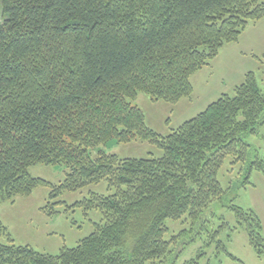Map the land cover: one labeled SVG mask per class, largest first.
<instances>
[{"label":"trees","instance_id":"16d2710c","mask_svg":"<svg viewBox=\"0 0 264 264\" xmlns=\"http://www.w3.org/2000/svg\"><path fill=\"white\" fill-rule=\"evenodd\" d=\"M262 20L264 0H0V209L49 187L42 210L55 217L67 206L65 193L102 182L112 192L74 205L102 220L56 256L15 245L0 223V239L9 241L0 242V264H175L190 232L206 233L217 256L243 264L222 240L239 230L263 258L262 221L253 209L230 207L237 227L208 226L226 194L224 163L246 161L245 137L264 125L256 74L168 136L153 131L134 105L140 93L170 104L190 97L191 78ZM111 142H149L163 155L94 156ZM38 165L64 166L65 180L32 177ZM254 171L264 175V160L251 163L249 176ZM183 219L190 231L167 240V222ZM204 255L184 264H200Z\"/></svg>","mask_w":264,"mask_h":264},{"label":"rangeland","instance_id":"374dc122","mask_svg":"<svg viewBox=\"0 0 264 264\" xmlns=\"http://www.w3.org/2000/svg\"><path fill=\"white\" fill-rule=\"evenodd\" d=\"M254 72L258 82L264 88V20L252 23L236 43L226 44L219 56L208 66L197 72L191 78L193 94L183 98L177 104L162 100H154L149 95L140 93L134 102L146 115L147 125L156 133L168 136L179 129L184 123L195 118L206 108L216 102L224 94L234 96L235 89L241 85L246 75ZM249 146V156L244 162H234L230 157L224 163L220 172V182L226 191L221 201L216 202L211 209L210 226L216 229L223 223L231 228L238 226L235 214L230 210L232 205L245 210L253 209L263 226L264 236V175L254 171L249 176L251 163L257 157L264 160V125L259 127L257 135L245 137ZM99 150L120 158H160L162 150L149 142H132L129 144L109 143L92 152L94 156ZM29 173L34 178L45 180L52 185L61 184L66 178L64 166L38 165L31 167ZM249 178L250 184L246 183ZM109 195L106 182L92 185L75 193H65L60 201L67 204L56 208L60 212L50 217L43 212L49 202V187L36 189L30 197H17L13 202H6L0 209V223L8 230L15 245L29 246L35 251L56 256L62 248H75L81 240L91 235L94 224L100 223L102 215L98 211L87 212L84 208L74 205L91 194ZM186 219L175 222L169 220L167 226L170 234L166 239L179 235L182 231H190V223ZM190 232L180 242L184 251L179 255L175 264H184L196 258L201 253L204 257L200 264H240L227 258L224 254L216 255V245H208V235L202 236ZM229 231L223 234L222 240L231 254L240 259L243 264H264V257L259 258L249 244L245 231L239 230L227 240ZM196 235V237H195ZM199 242L190 243L192 238ZM0 242L9 244L7 238ZM179 247V246H178ZM174 260L170 261L172 264Z\"/></svg>","mask_w":264,"mask_h":264}]
</instances>
